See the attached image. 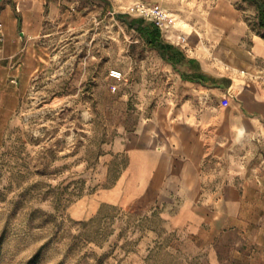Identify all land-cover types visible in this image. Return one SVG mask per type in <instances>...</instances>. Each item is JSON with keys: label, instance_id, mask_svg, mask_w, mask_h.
Masks as SVG:
<instances>
[{"label": "rangeland", "instance_id": "374dc122", "mask_svg": "<svg viewBox=\"0 0 264 264\" xmlns=\"http://www.w3.org/2000/svg\"><path fill=\"white\" fill-rule=\"evenodd\" d=\"M142 6L156 7L81 0L43 19L36 36L19 19L17 37L41 61L19 71L18 109L0 105V264H264V218L193 226L158 218L160 207L107 202L130 170L138 178L136 148L159 145L143 139L141 124L158 135L154 123L187 101L188 83L167 60L174 51L161 50L171 44L186 57L163 37L171 15L159 21ZM149 22L161 28V49L139 30ZM4 24L0 15V48Z\"/></svg>", "mask_w": 264, "mask_h": 264}, {"label": "crops", "instance_id": "0c3cea01", "mask_svg": "<svg viewBox=\"0 0 264 264\" xmlns=\"http://www.w3.org/2000/svg\"><path fill=\"white\" fill-rule=\"evenodd\" d=\"M138 1L144 0L122 4ZM146 1L171 15L170 23H162L163 37L222 87L184 80L178 72L188 83L187 101L154 123L158 135L148 134L141 124L138 133L145 141L156 136L158 150L148 143L136 148L131 166L138 169V178H130V170L113 188L121 194H112L116 199L107 202L125 207L138 202L146 210L160 207L158 218L193 226L209 224L211 218H264V18L258 6L264 0ZM80 2L6 0L0 14L7 37L0 48L4 110L19 107L24 62L41 61L17 37L19 19L36 36L43 19L65 17ZM167 128L169 136L164 135Z\"/></svg>", "mask_w": 264, "mask_h": 264}, {"label": "trees", "instance_id": "16d2710c", "mask_svg": "<svg viewBox=\"0 0 264 264\" xmlns=\"http://www.w3.org/2000/svg\"><path fill=\"white\" fill-rule=\"evenodd\" d=\"M261 17L264 18V9L261 8ZM148 26L145 28L139 29L144 37H147V40L149 41V44L152 47L160 48V43H164V40L162 38V31L160 26L155 22H149L147 24ZM164 48L161 49L162 51H165L166 49L169 51H174L173 54L168 58L167 60L169 63H171L174 67V69L181 73L184 80L192 81V82H201L205 85H210L214 87H222V84L218 81H213L210 79H207L201 72L200 68L197 62L193 59H188L184 56H182V52L175 46L171 44H165ZM191 69L193 72L188 73L184 70Z\"/></svg>", "mask_w": 264, "mask_h": 264}, {"label": "built area", "instance_id": "2783aa9c", "mask_svg": "<svg viewBox=\"0 0 264 264\" xmlns=\"http://www.w3.org/2000/svg\"><path fill=\"white\" fill-rule=\"evenodd\" d=\"M142 12L147 13V14H154L155 17L159 20L162 21L163 19H165L168 16L167 11L163 10L162 8H160L159 6H156L153 9H149L146 6H142L141 7ZM113 76L120 78L121 77V73L119 72H113Z\"/></svg>", "mask_w": 264, "mask_h": 264}, {"label": "bare ground", "instance_id": "6f19581e", "mask_svg": "<svg viewBox=\"0 0 264 264\" xmlns=\"http://www.w3.org/2000/svg\"><path fill=\"white\" fill-rule=\"evenodd\" d=\"M145 159H146V157H145Z\"/></svg>", "mask_w": 264, "mask_h": 264}]
</instances>
